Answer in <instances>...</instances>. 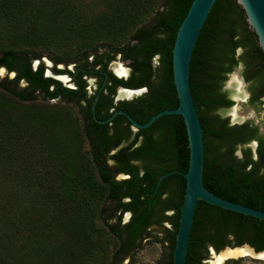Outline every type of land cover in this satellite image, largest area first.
I'll return each mask as SVG.
<instances>
[{"label":"trees","instance_id":"16d2710c","mask_svg":"<svg viewBox=\"0 0 264 264\" xmlns=\"http://www.w3.org/2000/svg\"><path fill=\"white\" fill-rule=\"evenodd\" d=\"M190 2L0 0V67L14 74L0 80V264H81L85 258L121 264L133 257L150 228L165 222L168 251L160 264H171L184 179L177 173L158 178L186 171L181 121L162 115L133 133L121 115L115 118L124 120L123 130L114 120L98 124L89 111L95 95L85 98L82 76L96 65L105 70L118 55L129 76L122 80L107 71L112 86L146 88L119 108L138 123L175 108L171 47ZM43 49L55 52L49 60L64 66L54 72L70 76L74 89L43 77L41 62L31 68ZM238 63L248 82V102L262 97L264 105V55L247 28L227 40L212 80L213 111L231 105L220 88ZM213 115L230 147L264 175V139L256 128ZM251 141L253 149L246 146ZM118 173L125 177L116 179ZM125 212L129 216L122 221ZM207 230L215 240L228 232L237 238L233 243L243 234L261 240L264 221L198 201L185 264H195V248ZM100 233L113 242L106 259L91 239ZM95 251L101 255L94 257Z\"/></svg>","mask_w":264,"mask_h":264},{"label":"water","instance_id":"95a60500","mask_svg":"<svg viewBox=\"0 0 264 264\" xmlns=\"http://www.w3.org/2000/svg\"><path fill=\"white\" fill-rule=\"evenodd\" d=\"M247 28L253 31L264 55V0H191L171 47L176 107L160 110L143 123L124 111H116L103 121L96 120L103 123L121 114L135 131L146 128L162 115L171 114L162 120L180 119L188 150L186 171L172 170L158 178L159 181L167 174L177 173L184 179L171 264H185L198 201L264 221V175L230 147L213 115L212 80L225 45L229 37ZM125 71L127 76L128 70ZM9 73L12 77L13 72ZM125 89L128 88L120 87L118 93ZM129 90L135 94L123 98L139 95L144 89ZM95 100L96 97L91 106L93 118Z\"/></svg>","mask_w":264,"mask_h":264},{"label":"rangeland","instance_id":"374dc122","mask_svg":"<svg viewBox=\"0 0 264 264\" xmlns=\"http://www.w3.org/2000/svg\"><path fill=\"white\" fill-rule=\"evenodd\" d=\"M87 3H90V0H86ZM95 8V7H94ZM101 8V7H99ZM92 11V9H90ZM93 11H96L93 9ZM58 48H61V43ZM65 48V45L62 46V49ZM237 54L240 53V50L237 49ZM55 52L49 49H43L41 52V58L43 63L52 62L49 58H54ZM112 64H121L124 69H128L125 66V61L119 59V56L116 55L113 60L110 61ZM152 64H156V58L152 59ZM32 66L34 67V61L32 62ZM58 67L64 66L63 64H58ZM67 68H71V64L66 65ZM115 66V65H114ZM112 69V67L109 66ZM51 75V74H50ZM7 76L11 78V73H6L5 69L0 67V80ZM243 81V89L241 92H237L236 88L238 87L237 81ZM88 84L90 89H92L93 81L91 79L88 80ZM19 86H23V83L20 82ZM220 91L225 95L227 99L231 101V105L225 108H219L213 111V114H217L220 118L226 117L228 123L230 125H239L243 123H247L250 126L256 128L257 134L264 139V105L260 102L262 101V97H260L258 102L249 103L248 102V82L243 80L242 77V64L238 63L236 67L227 74L225 81L222 83ZM247 94V98H244V94ZM118 96V95H117ZM123 96L119 95L118 98H122ZM134 97V96H133ZM132 98V97H131ZM130 99V98H126ZM246 146L253 149L254 142H249ZM239 154V151L236 150ZM117 179H121L123 177H116ZM172 214L171 211H167L166 215L170 216ZM128 219V214L124 213L122 215V221H126ZM164 229H170V225L165 222L160 227H152L149 229L148 234L144 239H142L140 246L135 251L133 257L131 259H124L121 264H160L168 251L167 242L164 240ZM94 246H101L103 252H105V259L108 257L109 253L112 251L113 242L110 238L107 237L105 233H100L95 237L91 238ZM243 249V248H241ZM229 249L221 252L220 254H214L211 251H208L206 260H204V264H223L224 258L222 257ZM218 254V255H217ZM101 255V252L95 251V256ZM216 255L215 260L211 263L214 256ZM243 255V254H242ZM239 255H236L237 257ZM260 258L264 259V255L261 254ZM95 259V258H94ZM99 260H93L92 258H85L81 262V264H97ZM239 264H264V260L261 259H253L250 257H245L240 260Z\"/></svg>","mask_w":264,"mask_h":264},{"label":"flooded vegetation","instance_id":"af4514ba","mask_svg":"<svg viewBox=\"0 0 264 264\" xmlns=\"http://www.w3.org/2000/svg\"><path fill=\"white\" fill-rule=\"evenodd\" d=\"M153 58H155V57H153ZM33 61H34V67L32 66V62ZM89 61H90V58H89ZM32 62L30 64L32 69H35L37 67V65L39 64V62L42 63V65L44 67L43 72H42L43 77L51 78L53 80H56L63 87L71 88V89L75 88V85L72 82V79H71L70 76H68L65 73H55L54 72V70L63 69V66L62 67H58L57 66L58 63L57 64H53V62H48V64L47 63L44 64L42 59H40V60L35 59V60H32ZM109 65H110V62H108L106 64L105 70H103L100 65H96V66H94L93 69L90 70L91 75L90 74L89 75L84 74L82 76V79L84 80L83 90H84L85 98L88 99V97H90L92 95H95L93 100H92V102H93L95 97H96L95 103L93 105L94 118L92 117L93 119H95L96 118L95 115L97 114V118L98 119H95V121L96 120L103 121V120L107 119L108 117H110L114 112L123 111L121 108L118 107V103L122 102V101H129L132 98L138 96V95H136V96H134V97H132L130 99H125L123 97L122 98H118L119 94H121L120 91L118 93V89L120 88V86H116V85L112 86V82L109 79H107L106 72L108 71L114 77L122 79V80H125L129 76V68L125 65L128 68L127 69L128 70L127 76L122 75L120 77H117L119 75L118 74H117V76L115 75L116 73H115L114 68H113L114 66L112 65V70H113L112 71L109 68ZM72 66L73 65H71V68H67V66H66V69L71 71L72 70ZM94 71L98 72V73L97 74H95V73L93 74ZM101 76H102V79H101ZM60 77H63V78L66 77L65 78L66 81L65 82L62 81L63 79H61ZM89 79H91L93 81L92 89H90V86L88 84V80ZM99 80H100V82H99ZM98 83H100V84H98ZM51 87L52 86H50V89H51ZM108 87H109V89H108ZM139 88H143L144 89L143 91H141L140 94H142V93H144L146 91V88L143 87V86L142 87H137L135 89H139ZM122 96H124V95H122ZM124 97H126V96H124ZM54 101H55L54 99L48 100V102H54ZM92 102H91L90 107H89L90 113H91ZM80 103H82V105L85 106L83 101H80ZM116 115H121V114H115L110 120L111 121L114 120L113 124H114L115 128H117L118 130H123V128L125 127V122L121 118H115ZM91 116H92V114H91ZM121 116H123V115H121ZM106 122H108V121H106ZM103 123H105V122H103ZM103 123H98V124H103ZM113 124H112V126H113ZM129 129H130L129 130L130 132H132V133L134 132L133 130H131L130 127H129ZM111 132H113V128H109L108 133L111 134ZM131 136L132 135H130L129 138H131ZM120 145H122V144H119L118 146H120ZM113 150H115V148L112 149L111 151H113ZM120 174H122V173L116 174L115 178L117 176H119ZM122 175H124V174H122ZM125 213H127L128 216H129L128 212H125ZM208 230L204 233L206 235L203 236V241H201L200 244H198L196 246V248H195L196 255H195L193 260H196L197 264H204L203 261L206 260V256H207L208 251H211L214 254H216V253L220 254L221 252L225 251L226 249L233 250V249H236V248H239V249L243 248V249L249 251L250 253L249 254H243V255L240 254L237 257L224 258L225 260H224L223 264H239L240 260H242V258H245V257H250V258H253L254 260L255 259L264 260L263 258H260V257L257 256V255L260 256L261 254L264 255V234L261 237V240H258V239H255L252 236H249L250 234L247 231L249 235H246V234L241 235L240 243H233V241H236L237 238L235 239V236L233 235L232 232H228V234H226L224 237L215 240L214 238H212L214 233L212 231H208ZM229 241H232L231 245H228ZM244 246H246V247H244ZM215 258H216V255L214 256V258L211 261V263L215 260ZM196 262H195V264H196Z\"/></svg>","mask_w":264,"mask_h":264},{"label":"bare ground","instance_id":"6f19581e","mask_svg":"<svg viewBox=\"0 0 264 264\" xmlns=\"http://www.w3.org/2000/svg\"><path fill=\"white\" fill-rule=\"evenodd\" d=\"M115 65V66H114ZM113 68H114V71L116 73V75L118 74L119 76H122V75H125L126 74V71L125 69L121 66V64H113ZM61 79H63L62 81H66L65 78L63 77H60ZM121 95H124L126 97H130L132 95H134V91L132 90H129V89H125V90H121L120 91ZM250 252L245 250V249H239V248H236V249H233V250H228L222 257H235L236 255H240V254H249Z\"/></svg>","mask_w":264,"mask_h":264},{"label":"clouds","instance_id":"9594fccd","mask_svg":"<svg viewBox=\"0 0 264 264\" xmlns=\"http://www.w3.org/2000/svg\"><path fill=\"white\" fill-rule=\"evenodd\" d=\"M237 84H238V87L236 88V91L237 92H241L242 89H243V81L242 80H238ZM244 98L245 99L247 98V94L246 93L244 94Z\"/></svg>","mask_w":264,"mask_h":264}]
</instances>
